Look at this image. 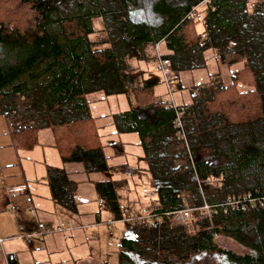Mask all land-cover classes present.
<instances>
[{
    "label": "trees",
    "instance_id": "obj_1",
    "mask_svg": "<svg viewBox=\"0 0 264 264\" xmlns=\"http://www.w3.org/2000/svg\"><path fill=\"white\" fill-rule=\"evenodd\" d=\"M246 2L0 0V107L7 120L21 122L20 130L11 132L16 148H30L38 130L48 128L63 162L82 163L87 173L109 171L86 96L135 95L131 109L112 120L117 132L139 135L151 163L150 148L157 146L154 183L163 205L154 211L161 217L155 225H127L121 246L130 253V264H264V207L227 208L211 219L194 211L190 219H197L188 223L164 215L204 203L224 204L247 192L254 197L264 193V182L258 179L264 172V0H256L250 14ZM205 3L203 38L192 14L202 13L198 8ZM97 18L102 19L106 41L89 38ZM52 26L54 32L49 31ZM152 41H165L177 53L172 61L162 57L169 61L168 71L190 69L192 64L201 67L208 48L218 53L221 63L242 62L243 68L233 74L228 87L212 89L204 110L155 102V81L129 91L132 70L124 62L129 56L139 58L138 47ZM240 82L254 89L240 93L235 89ZM199 120L205 123L203 132ZM188 125H194L195 132L190 133ZM193 134L208 146L209 153L200 161L191 144ZM172 146L179 151L173 154L175 160L183 162L176 171L170 165L173 157L165 155ZM211 178L221 185L205 188ZM50 185L54 198L73 209L66 190L71 182L57 184L51 179ZM95 189L106 210L119 218L115 183L96 182ZM188 191L196 196L190 204L183 200ZM135 234L151 245L152 252L144 255L133 249ZM218 237L234 241L242 251L219 246Z\"/></svg>",
    "mask_w": 264,
    "mask_h": 264
},
{
    "label": "crops",
    "instance_id": "obj_2",
    "mask_svg": "<svg viewBox=\"0 0 264 264\" xmlns=\"http://www.w3.org/2000/svg\"><path fill=\"white\" fill-rule=\"evenodd\" d=\"M255 2L256 0H247L249 14ZM206 5L202 4L201 9L199 7L203 12L200 13L201 21L196 26L197 33L203 38L205 26L200 22ZM98 19L102 24V19ZM249 39L251 41L252 38ZM155 42H145L139 46V58H124L126 67L132 70L128 74L131 83L129 91L142 87L144 82L155 81L156 85L152 88L155 102L163 103L172 98L174 105L196 111L204 110L210 105L208 99L212 89L228 87L233 74L243 68L242 62L231 65L221 63L218 53L208 48L203 52L204 62L201 67L192 64L190 69H187L188 66L179 71L169 69L168 73L173 79V90L169 93L167 86L157 77L154 66L162 57L172 61L177 53L167 46V42ZM235 89L243 93L252 91L254 87L240 82ZM86 99L110 169L106 172L87 173L82 163L63 162L48 128L38 130L36 144L30 148H16L11 132L20 130L21 122L7 120L0 107V264H130L127 258L130 253L125 247L122 248L121 241L127 236V225L132 226L134 223L124 220V210L130 218L146 219L151 212L162 207L154 183V178L157 177V146L150 148V154L154 156L151 163L139 135L136 132H117L112 120L113 115L131 109L135 95L128 92L104 96L102 92H93ZM198 122L203 132L205 123L200 120ZM195 129L194 125H188L190 133L195 132ZM194 135L190 140L195 148L197 161H200L209 150L208 146L197 142L198 138ZM202 139L204 140L203 136ZM173 154H179L175 146L165 155L173 157L170 165L172 171H176L183 162L175 160L177 156L174 157ZM211 164L212 162L208 163ZM119 167H123L122 171L115 170ZM51 179L57 184L71 182L66 190L71 195L73 209L54 198ZM103 181H112L116 185L119 218L106 210L98 197L95 183ZM211 184L215 187L221 185L220 181L218 183L211 178L205 181V188ZM144 188L151 191L150 198L143 197ZM9 189L18 191V194L9 195ZM184 197L183 200L189 204L196 200V196L193 197L189 191ZM62 219H66V228L57 231L56 227ZM41 227L50 230L40 234ZM28 235L33 236L31 244L23 239ZM139 239L138 234H135L133 249L144 255L152 252L151 245Z\"/></svg>",
    "mask_w": 264,
    "mask_h": 264
},
{
    "label": "built area",
    "instance_id": "obj_3",
    "mask_svg": "<svg viewBox=\"0 0 264 264\" xmlns=\"http://www.w3.org/2000/svg\"><path fill=\"white\" fill-rule=\"evenodd\" d=\"M199 12L194 11L192 14L193 18L197 21H201V16L198 14ZM168 65L169 61L166 59H159L157 62L156 70L157 72H161L165 76V83L167 86V90L169 93L172 92V86H171V77L168 73ZM168 103H171V106H175L173 104V100L170 99L167 101ZM18 194V191H15L14 189H9V195L11 196H16ZM142 195L145 198H150L152 196L151 191L148 188L142 189ZM264 207V193L261 195H258L254 197L253 194L251 193H243L240 195H235L229 197L224 204H219V205H208L207 203L202 204L201 207L198 208H190V207H185L183 209L173 211V212H166L164 215L168 217L170 220L177 222V223H186L187 220L190 219L192 212L196 211L200 214V217H206L208 219L212 218V215L216 214L217 211L222 210L224 213H226L227 208L230 210H237L238 208L242 209L245 207ZM124 216L126 217L124 220L126 222H132L135 223L141 227L144 225L147 226H152L155 225L157 222L161 221V217L159 215H156L155 212H151L149 216L146 219H133L127 216L126 210H124ZM64 228H66V224L63 223L62 221L58 223V226L56 227L57 231H61ZM49 228L47 227H41L39 229L40 234H44L46 232H49ZM37 233V235H39ZM32 235L24 236V241L27 244L32 243ZM1 242V240H0Z\"/></svg>",
    "mask_w": 264,
    "mask_h": 264
},
{
    "label": "rangeland",
    "instance_id": "obj_4",
    "mask_svg": "<svg viewBox=\"0 0 264 264\" xmlns=\"http://www.w3.org/2000/svg\"><path fill=\"white\" fill-rule=\"evenodd\" d=\"M5 6L7 7V4H5ZM200 9H201V6H199ZM65 8L68 9L70 8L69 5H65ZM71 8H74V6L72 5ZM252 8V7H251ZM199 9V8H198ZM199 11V10H198ZM63 14H66V13H62L61 15L64 16ZM200 15V13H198ZM95 20V21H94ZM92 21V28H93V34H91L89 37L92 41H106V35L101 32L102 30V24H101V21L97 18V19H94ZM197 21V20H195ZM198 22V21H197ZM248 28H245V31L247 30ZM54 30H56L55 26H52V27H49V31L50 32H54ZM248 31V30H247ZM252 27L249 26V32L248 34L252 33ZM252 36V34H251ZM256 41H259V40H256ZM156 66H157V63L155 64L154 66V71L157 73V77L161 78V80L164 82V84L166 85L165 83V76L163 73L161 72H157L156 70ZM172 99V98H171ZM258 179H260L261 181L264 182V172L260 173L259 176H258ZM197 217H192L190 220L193 221V220H196ZM62 222L63 223H66V219H62ZM188 223V222H186ZM215 243L218 244L219 246L225 248V249H228V250H232L236 253L238 252H241L242 251V248L240 246H238L236 243H234V241L230 240V239H226V238H222V237H218L215 239Z\"/></svg>",
    "mask_w": 264,
    "mask_h": 264
}]
</instances>
